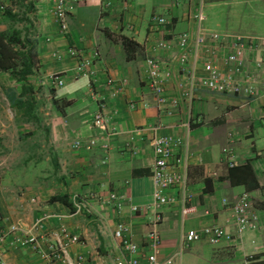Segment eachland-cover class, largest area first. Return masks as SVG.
<instances>
[{
    "label": "crops",
    "instance_id": "1",
    "mask_svg": "<svg viewBox=\"0 0 264 264\" xmlns=\"http://www.w3.org/2000/svg\"><path fill=\"white\" fill-rule=\"evenodd\" d=\"M7 1L4 7H9ZM28 2L31 9L26 11ZM199 4L205 29L223 34H238L229 29L230 15L243 14L245 9L264 15V0H75L67 14L66 33L62 34L52 17L50 0L21 2L19 10L30 22L28 39L36 69L22 82L0 73V231L10 224L29 229L35 220L54 215L34 231L41 250L48 245L49 233L61 225L79 237L80 244L69 249L72 257L82 255L83 264H112L120 255L112 232L121 222L140 249L138 264H148L144 235L149 209L130 214L128 208L151 205V137L174 136L187 145L186 200L180 201L179 188L174 187L169 191L176 202L157 210L161 216L157 260L179 255V264H242L250 256L249 264H264V93L244 104L235 96L195 88L189 104L181 98L179 107L166 116L157 111L144 83L143 60L151 56L160 60L162 69L170 71L164 84L167 95L179 94L176 83L185 82L186 74L170 62V52L154 46L158 41L170 42L182 32L192 37V14ZM12 9L18 10V5ZM154 16L163 18L165 24L156 25L151 20ZM5 28L2 15L0 31ZM123 39L131 42L126 49ZM67 48L88 58L93 51L98 53L90 68L96 95L105 100L104 113L113 128L108 136L91 126L96 105L88 98V79L73 76L75 60L50 56L54 52L64 54ZM50 74H60L63 84L49 86L45 77ZM194 75H205L202 59L196 62ZM106 81L118 86L121 94L109 98ZM24 84L30 86L29 93L21 98L31 102L29 119L10 105L19 98ZM140 129L142 132L137 133ZM91 139L95 144L89 151L71 148L74 140ZM223 148L229 155L221 153ZM178 157H183L182 147L168 160L173 172L178 170L173 164ZM244 165L250 172L232 174L231 184L230 166ZM107 193L122 196L120 212L93 201L90 215L77 216L62 204L49 201L56 195H66L69 201L75 194L88 197ZM243 193L248 195L249 210L256 216L254 230L215 245L204 239L187 245L181 242L185 231H200L208 225L232 233L230 206ZM182 207L190 212L182 215ZM0 264L41 261L27 249L4 244Z\"/></svg>",
    "mask_w": 264,
    "mask_h": 264
},
{
    "label": "built area",
    "instance_id": "2",
    "mask_svg": "<svg viewBox=\"0 0 264 264\" xmlns=\"http://www.w3.org/2000/svg\"><path fill=\"white\" fill-rule=\"evenodd\" d=\"M50 2L51 14L57 29L60 33L65 34L67 14L72 10L75 0H50ZM192 19L194 22L192 37L188 32H182L175 35L172 41H158L154 46L157 50L170 52V62L175 64L181 73L186 74L185 82L176 83V88L179 91L177 96H168L165 91L164 84L170 78V71L162 69L160 60L151 56L145 57L143 60L144 83L152 96L157 111L166 116L171 115L179 107L181 98L188 104L190 103L195 88H203L221 95L235 96L240 98L244 104L264 93V40L251 36L223 34L206 30L202 25L204 14L200 4L192 14ZM151 20L158 26L165 24V20L161 17L154 16ZM204 54L206 57L203 56ZM62 55L75 60L74 78L85 77L88 79V98L96 105L91 118V126L94 130L102 132L104 136H108L113 128L109 126V118L104 113L105 100L96 95V80L90 68L93 61L97 59L98 53L93 51L91 57L88 58L74 48H67L64 54L57 52L50 54L54 60H60ZM200 59H202V70L205 75L198 77L194 75V67ZM189 65L190 68H188ZM45 82L56 88L63 84V79L60 74H50L45 77ZM111 84V82L106 81L104 87L109 93V98H114L121 92L118 86ZM154 130L156 128H152V131ZM136 132L141 133L142 130H136ZM149 143L152 154L150 166L151 205L143 208L130 205L128 209L130 214H136L146 208L149 209L148 230L144 235V247L146 246L149 251L147 263L179 264L176 261L179 255L168 256L162 260L156 258L155 250L159 245L157 226L161 222V216L157 210L161 206L172 205L176 202V197L169 191L174 187L179 188L180 201L186 200L187 145L179 137L156 135L151 137ZM94 144L92 139L85 142L74 140L71 143V148L89 151L94 147ZM178 147H182L183 157L174 160L173 164L178 167V170L173 172L169 167L168 160ZM228 152V149L225 148L221 150L225 156L229 155ZM227 162L228 164L231 163L228 160ZM122 199V196L116 193L88 197L75 194L69 200L71 214L77 216L90 215L93 201L103 208L112 206L118 213L121 209ZM31 202L35 203L33 199ZM230 211L234 222L232 233L222 227L208 225L200 231H185L181 236V242L187 245L204 239L208 244L215 245L220 241L240 238L246 231L255 229L256 216L249 210V199L246 193L241 194L231 204ZM188 212L190 209L181 208L182 215ZM50 217H54V215L35 220L29 229L17 224H10L5 229L2 228L0 231V249L4 244L9 248L16 246L20 249H27L38 256L41 264H83L84 257L82 255L72 257L69 253L72 246L80 244L79 237L61 225L49 233L46 248L42 250L39 248V238L34 235V231L39 230L45 219ZM56 217L60 218V216ZM112 238L120 249V255L113 260L112 264H138L140 249L130 240L129 229L123 223L117 222L115 224ZM249 260L250 256H247L242 264H249Z\"/></svg>",
    "mask_w": 264,
    "mask_h": 264
},
{
    "label": "trees",
    "instance_id": "3",
    "mask_svg": "<svg viewBox=\"0 0 264 264\" xmlns=\"http://www.w3.org/2000/svg\"><path fill=\"white\" fill-rule=\"evenodd\" d=\"M24 0H9V7L2 8V13L6 19V28L0 31V73H8L16 81H26V78L31 76L35 71V61L33 52V45L28 39V25L30 24L28 18L24 16L25 12H20L21 2ZM18 10L13 11V6ZM31 2H28L27 9H31L29 6ZM20 25V26H19ZM131 42L126 39L122 40V45L126 49ZM30 91V86H21V92L19 94V100H15L11 103V107H16L22 110L23 116L29 119L31 110V102L29 99L21 100ZM243 172H250L248 165H244L242 168L230 167L228 171V179L232 184V174ZM49 201L57 202L63 206L69 208L70 203L66 195L52 196Z\"/></svg>",
    "mask_w": 264,
    "mask_h": 264
},
{
    "label": "rangeland",
    "instance_id": "4",
    "mask_svg": "<svg viewBox=\"0 0 264 264\" xmlns=\"http://www.w3.org/2000/svg\"><path fill=\"white\" fill-rule=\"evenodd\" d=\"M3 2L7 3L8 5V1L7 0H0V16L3 15L2 13V8H4V4ZM243 10V9H240ZM244 13L243 14H234V15H230L229 17V21H230V27L229 29H231L232 32L234 33H238L240 35H253V36H257L260 39H264V15H260V14H251L249 12H251V9H245L243 10ZM205 22H202V25L204 26ZM205 28V27H204ZM210 28L212 29V27L210 26ZM212 31H216V30H212ZM34 200V198H32ZM35 202V200H34ZM97 254L100 256L103 254H100L97 251Z\"/></svg>",
    "mask_w": 264,
    "mask_h": 264
}]
</instances>
